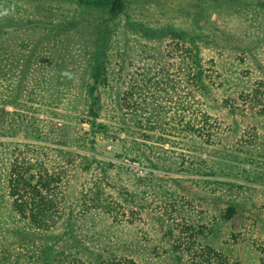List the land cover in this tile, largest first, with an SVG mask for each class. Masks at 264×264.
Listing matches in <instances>:
<instances>
[{
	"label": "rangeland",
	"instance_id": "374dc122",
	"mask_svg": "<svg viewBox=\"0 0 264 264\" xmlns=\"http://www.w3.org/2000/svg\"><path fill=\"white\" fill-rule=\"evenodd\" d=\"M125 2L114 15L89 0H0V99L21 106L0 103V261L50 246L51 264H61L58 254L76 264L111 255L122 264H264V0ZM41 31L73 92L92 82L88 60L105 46L109 80L95 127L82 123L83 108L68 120L71 97L62 106L49 96L60 89L41 63L31 85L11 83L26 75L20 60ZM177 37L203 47L204 95L187 84ZM153 78L146 104L136 108V97L121 109V88ZM18 171L51 208L40 229L4 209L21 194L10 184Z\"/></svg>",
	"mask_w": 264,
	"mask_h": 264
},
{
	"label": "trees",
	"instance_id": "16d2710c",
	"mask_svg": "<svg viewBox=\"0 0 264 264\" xmlns=\"http://www.w3.org/2000/svg\"><path fill=\"white\" fill-rule=\"evenodd\" d=\"M93 5L100 6L103 8H106L108 11H110L114 15H121L125 13L126 11V2L125 0H89ZM26 11H29L28 6L25 7ZM11 18V17H10ZM25 21L22 20V23ZM2 32V30L0 31ZM40 38L37 40L34 45L29 49L28 53L24 55L20 60V66L23 70V72L26 74L25 76L18 78V82L13 83L15 87H21L25 85H31L32 79L35 78L34 74L33 77H30L29 72L33 69L32 67L38 63H41L42 68L48 67L49 69L43 70V73L50 75L55 81L56 88H59L60 91H56V93L49 94V96L53 99L55 97L58 99L62 106L65 104V101L71 97L70 104L68 106V120L71 119V117H74L72 112H76L78 108H83L85 111L88 120H82V123H89L92 127H95L97 121L102 117V112L104 109V96H103V89L108 84L107 80H109V68H108V62L106 58H108V52L105 48V46H98V50H95L92 52V58L88 60L87 65L91 67L92 69V82L89 83L87 86L85 84L79 88L76 89V92H73L72 86L69 85L70 79L67 78V65L64 61H60L59 58L55 53L51 54V45L52 42V35L48 34L46 31L40 32ZM185 43V42H184ZM191 44L189 48L186 46L188 44ZM176 44L177 48L178 46H181V49L185 52V54H182L180 57V64L182 69L185 70V74L188 75L187 78V84L193 81V85L197 88L196 90L199 91L201 95H204L205 92L208 90L209 85L207 83L208 75H207V69H206V58L203 54V47L201 46L199 40L190 39L187 40L185 45H183V42L177 37L176 38ZM50 45V46H49ZM179 50V49H178ZM100 60L98 62H95L96 58L98 57ZM40 69V70H41ZM42 72L39 71V75H41ZM120 75V73H119ZM64 80L66 85H62L60 81ZM150 85L156 86V81L153 79L148 80L143 86H140L136 84L135 86H126L125 88H121L120 92V99L119 104L121 109L123 107L125 108V103L129 102V109L134 107L135 104H131L130 101L133 99H136V97H144L143 100H139V103H136V108H139L147 103L146 99H150L145 91V88L149 87ZM2 87L3 91L5 89V85L0 81V88ZM1 93V92H0ZM77 94V97L75 99H72ZM47 96L46 92H43L42 97ZM29 101V100H28ZM81 101H84L82 103ZM0 103H6L10 105H14V107L20 108L21 106L19 104H15L16 102L10 101L5 102L0 99ZM151 103H148L150 105ZM28 104L23 105L22 107L26 110L33 109L32 106H27ZM77 108V109H76ZM184 103L182 105V109H184ZM36 111V110H35ZM140 115H145L147 112H141L140 109L137 110ZM157 112V111H155ZM76 117V114H74ZM182 117V116H181ZM151 116L148 117V123H152ZM187 129L193 130L195 129V124L193 123V120H189L187 122ZM166 132H164V135ZM212 136V134H211ZM208 136V137H211ZM207 137V136H203ZM197 138H192L193 141H197ZM44 176V175H42ZM29 177V178H28ZM30 179H34L32 176L26 174L24 171H18V174H16V177H14V180L10 182L13 189L14 195L20 196L14 200L13 204L7 202L4 209L9 211L8 215L10 217L16 215L15 211H18L22 213L25 216V219H28L29 224L33 227H37L40 229L43 227L45 220L47 217H49L48 213L46 214V211L51 209L50 207L47 208V203L44 201V197L40 198V193L38 190H36L37 186H33L32 182H30ZM38 182L42 185L47 184L43 182V179L40 177ZM0 197L1 201L4 205V202L2 200L3 194L2 190H0ZM4 199V198H3ZM29 211V212H28ZM45 212L40 218L37 214V212ZM28 212V216H27ZM105 217L101 214H97L96 216H93L92 219L96 222V219H104ZM7 219V218H6ZM17 223H19L17 221ZM6 229L9 228V224L5 225ZM17 226V225H16ZM12 229H9L8 231L11 234L15 233V227L13 228V225L11 226ZM27 229H30L27 227ZM7 231V230H6ZM5 231V232H6ZM7 231V232H8ZM10 233L6 236L10 235ZM15 235V234H14ZM34 241H38L33 239ZM32 242H28V239H26L20 247L24 248V250H27V247L25 248L24 245L30 244ZM5 251H10V245H6ZM12 246V245H11ZM39 247V246H38ZM40 248V247H39ZM12 250V247H11ZM32 258H29V256L24 257H15L13 255L9 256L7 255L4 260L0 261V264H22L21 260H27L26 264H51L54 260V257L52 255V247L50 246H43L39 249L37 254L31 255ZM58 262L61 264H76V260L72 261L68 256L61 257V254H58ZM77 256H75L76 258ZM104 257L105 261L107 258H105L104 254H100V258ZM104 264H122L121 260H117L114 255H111L108 262L106 261Z\"/></svg>",
	"mask_w": 264,
	"mask_h": 264
}]
</instances>
